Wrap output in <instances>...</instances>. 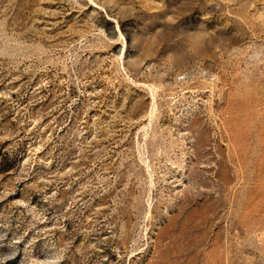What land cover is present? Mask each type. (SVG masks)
<instances>
[{
    "label": "rangeland",
    "instance_id": "obj_1",
    "mask_svg": "<svg viewBox=\"0 0 264 264\" xmlns=\"http://www.w3.org/2000/svg\"><path fill=\"white\" fill-rule=\"evenodd\" d=\"M0 264H264V0H0Z\"/></svg>",
    "mask_w": 264,
    "mask_h": 264
}]
</instances>
